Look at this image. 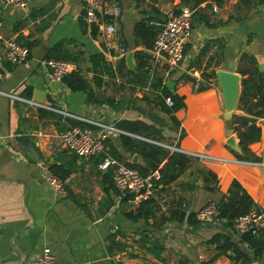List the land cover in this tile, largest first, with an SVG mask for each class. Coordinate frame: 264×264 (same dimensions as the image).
I'll return each mask as SVG.
<instances>
[{
	"label": "crops",
	"instance_id": "0c3cea01",
	"mask_svg": "<svg viewBox=\"0 0 264 264\" xmlns=\"http://www.w3.org/2000/svg\"><path fill=\"white\" fill-rule=\"evenodd\" d=\"M114 1L121 11L115 36L132 55L131 69L124 57L105 50L101 37L92 36L93 29L83 21L81 0H33L24 9L0 1V92L6 83L20 80L8 95L0 94V264H28L44 249L58 264H264V249L254 256V250L231 229L185 220L206 202H217L232 180L250 196L255 209L264 210V132L247 146V159L232 156V152L239 154L235 119L250 116L239 103L241 82L248 77L264 82V0H206L196 6L190 0L188 6L194 8L190 37L182 62L170 73L164 65L152 64L147 51L134 42L133 28L140 21L157 27L165 11L184 4L180 0ZM9 40L29 46L24 63L6 62L4 44ZM58 44L76 61L89 97L88 92L73 93L62 81L47 79L44 58ZM135 52L147 56L140 83L134 82ZM94 54L103 62L96 82L90 63ZM218 72L241 79L229 118H224ZM157 81L159 88H152ZM196 82L199 87L193 92ZM161 87L182 98L183 106L167 113L158 104L163 101ZM19 99L115 126L140 122L152 127L149 138L153 140L125 136L130 141L154 145L168 154L177 152L164 147L235 162L217 164L185 156L188 167L154 193L155 214L132 222L124 214L137 207L106 185L111 171L97 170L101 155L78 159L64 151L59 136L72 120ZM257 99L264 103V92L256 96L248 91L246 108ZM122 137L109 135L103 154L147 170L140 156L123 148ZM230 138L236 149L226 144ZM51 170L65 175L62 191L48 184ZM209 173L215 176V191ZM173 214L184 218L177 222L170 218ZM216 234L225 240L211 243Z\"/></svg>",
	"mask_w": 264,
	"mask_h": 264
},
{
	"label": "built area",
	"instance_id": "2783aa9c",
	"mask_svg": "<svg viewBox=\"0 0 264 264\" xmlns=\"http://www.w3.org/2000/svg\"><path fill=\"white\" fill-rule=\"evenodd\" d=\"M4 6L24 9L33 0H0ZM83 21L86 25L95 30V35L104 40L105 50L115 53L116 56L124 57L128 52L117 43L115 36L116 23L120 16V7L114 0H81ZM215 12L216 8L212 7ZM194 8L181 6L177 10H167L163 14L164 20L157 25L156 33L151 47L147 54L153 61L152 64L164 65L166 72L175 71L183 60L184 45L188 41L191 32V18ZM29 55V50L16 41L9 40L4 44V57L11 65L24 63ZM46 68V77L51 82H61L69 73L76 71L74 63L62 60H46L43 63ZM199 82L194 84L193 92L197 91ZM0 94L8 95L3 92ZM30 107L45 109L55 112L63 119L82 123L84 126L69 125L60 133V141L64 151L78 159L92 158L101 155V159L96 165L99 172L111 171V180L114 189L119 194L120 199H127V202L137 207L140 203L147 201L154 196V193L161 188L157 183L160 175L157 171L140 175L137 170L130 168L122 162L103 154V145L109 135L118 137H135L113 123H101L86 120L65 111L55 110L45 105L36 104L28 100L19 99ZM163 103L167 108L172 106L169 98H164ZM253 126L264 132V111L258 117L252 118ZM143 140L142 138H138ZM171 152H177L191 159L198 161L224 164L227 161L210 156L202 152H187L172 147H164ZM237 162V161H236ZM253 166L259 164L248 163ZM48 184L55 191H62V183L55 178L48 176ZM195 220L201 225H215L219 223L218 206L214 201L206 202L195 213ZM231 230L234 235L241 237L248 235L256 237L258 233L264 231V210L251 209L246 214L233 220ZM28 264H58L54 257L46 250H42Z\"/></svg>",
	"mask_w": 264,
	"mask_h": 264
},
{
	"label": "trees",
	"instance_id": "16d2710c",
	"mask_svg": "<svg viewBox=\"0 0 264 264\" xmlns=\"http://www.w3.org/2000/svg\"><path fill=\"white\" fill-rule=\"evenodd\" d=\"M206 0H192L193 6H196L200 3L205 2ZM184 6H188L190 0H180ZM156 26L148 25L144 21H140L134 25L133 28V39L134 42L143 48L144 50H149L153 41V38L156 33ZM95 35V30H92V36ZM18 42V41H17ZM29 50V46H26ZM134 58L137 62L136 68L138 71V75L135 76L134 82L140 83L141 80H144V76L140 73L145 67V61L147 56L142 54L141 52H135ZM44 60H62L68 61L75 64V60L70 59L64 53L61 52L59 44L54 46L52 49L48 51L45 55ZM91 69H92V80L96 82L99 80L96 75H99L101 72V66H103L102 57L98 54H94L90 58ZM120 65L123 66V60H121ZM62 83L66 86V88L70 92H88V84L86 80L81 76L80 71L76 69L74 72H69L63 79ZM159 81L153 85L152 88L157 89L159 88ZM242 92L239 99L240 106L242 109L250 116L248 117H239L235 119V126L233 127V131L236 134L237 144L239 148V154L232 152V156L236 160H245L247 159V146L254 142H257L260 139L261 134L263 131L253 126L252 118L258 117L264 111V103L259 102L258 99L256 103L252 106H247V96L248 91H252L254 95H262L264 92V82L257 78L256 80H252L250 77L243 80L241 82ZM162 99L169 98L172 106L170 108H166L163 104L161 99L159 100V106H164V110L169 112H174L175 110L179 109L183 106L182 98L172 95L166 88L161 87L159 90ZM163 104V105H162ZM251 108L257 109L254 112L250 111ZM71 125L81 126L84 125L79 122L71 121ZM121 130L134 135L141 137L145 140H153V138H149L150 134H152L153 129L151 126H147L140 122H120L116 125ZM123 148L131 153H134L141 157L142 162L147 167L145 169H137L136 166L128 165V167L133 168L138 171L140 175H145L148 172H153L157 170L160 175V180L157 182L162 186L169 184L176 180V178L188 167L189 159L183 155L177 153L168 154L165 150L156 147L154 145L146 144L143 142L138 141H130L126 137L121 138ZM114 155H112L113 157ZM115 158V156L113 157ZM164 162L163 166L160 169H157L158 166ZM50 174L53 178L58 180L59 182L64 180L65 175H57V173L52 170ZM211 180L213 182V191L216 190L214 184H216L215 176L209 173ZM106 185L109 187H113L110 175H106ZM126 200V199H123ZM218 206V216L217 219L219 223L224 226L225 228L231 229V225L233 220L237 217L246 214L251 209H255L254 204L250 198V196L245 192V190L234 180H232L225 192L220 199L216 202ZM155 201L152 198H149L147 201L140 203L137 208L132 211L124 214V218L135 222L138 219L146 220L147 218L151 217L156 212ZM171 219H174L177 222H181L184 218V215H175L173 214L170 216ZM188 224H196L198 223L195 220L194 214H188L185 218ZM217 240H225L221 235H214L210 242L213 243ZM241 240L245 242L250 249L254 250V256L259 252H262L264 249V231L258 233L256 237H251L248 235L241 236Z\"/></svg>",
	"mask_w": 264,
	"mask_h": 264
},
{
	"label": "water",
	"instance_id": "95a60500",
	"mask_svg": "<svg viewBox=\"0 0 264 264\" xmlns=\"http://www.w3.org/2000/svg\"><path fill=\"white\" fill-rule=\"evenodd\" d=\"M132 55L126 54L124 56V62L128 69L132 68ZM217 80V86L220 89L221 97L223 99L224 106V118L230 117V112L234 109L236 98H237V84L240 83V78L236 75L226 73V72H218L215 74ZM20 82V80H13L9 83H6L1 91L5 94H9L11 90ZM232 149H236L233 139H229L226 143ZM136 161V157H133L132 164Z\"/></svg>",
	"mask_w": 264,
	"mask_h": 264
},
{
	"label": "rangeland",
	"instance_id": "374dc122",
	"mask_svg": "<svg viewBox=\"0 0 264 264\" xmlns=\"http://www.w3.org/2000/svg\"><path fill=\"white\" fill-rule=\"evenodd\" d=\"M168 151V150H167ZM216 225V224H215Z\"/></svg>",
	"mask_w": 264,
	"mask_h": 264
}]
</instances>
